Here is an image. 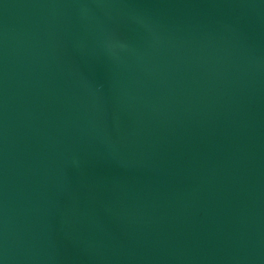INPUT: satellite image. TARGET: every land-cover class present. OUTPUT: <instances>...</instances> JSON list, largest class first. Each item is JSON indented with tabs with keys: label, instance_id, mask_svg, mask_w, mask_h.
I'll list each match as a JSON object with an SVG mask.
<instances>
[{
	"label": "water",
	"instance_id": "95a60500",
	"mask_svg": "<svg viewBox=\"0 0 264 264\" xmlns=\"http://www.w3.org/2000/svg\"><path fill=\"white\" fill-rule=\"evenodd\" d=\"M0 264H264V0H0Z\"/></svg>",
	"mask_w": 264,
	"mask_h": 264
}]
</instances>
